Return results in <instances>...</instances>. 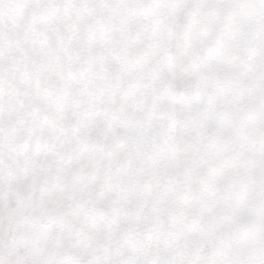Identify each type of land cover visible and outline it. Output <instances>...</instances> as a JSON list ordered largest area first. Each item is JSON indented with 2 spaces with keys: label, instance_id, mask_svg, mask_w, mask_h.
<instances>
[{
  "label": "snow or ice",
  "instance_id": "1",
  "mask_svg": "<svg viewBox=\"0 0 264 264\" xmlns=\"http://www.w3.org/2000/svg\"><path fill=\"white\" fill-rule=\"evenodd\" d=\"M0 264H264V0H0Z\"/></svg>",
  "mask_w": 264,
  "mask_h": 264
}]
</instances>
